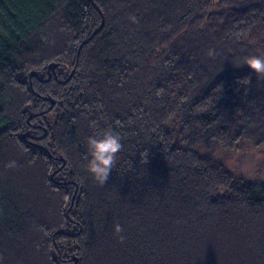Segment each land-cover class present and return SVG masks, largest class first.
Wrapping results in <instances>:
<instances>
[{
  "label": "trees",
  "instance_id": "16d2710c",
  "mask_svg": "<svg viewBox=\"0 0 264 264\" xmlns=\"http://www.w3.org/2000/svg\"><path fill=\"white\" fill-rule=\"evenodd\" d=\"M253 55L264 0H0V264H264V182L209 154L264 137Z\"/></svg>",
  "mask_w": 264,
  "mask_h": 264
},
{
  "label": "rangeland",
  "instance_id": "374dc122",
  "mask_svg": "<svg viewBox=\"0 0 264 264\" xmlns=\"http://www.w3.org/2000/svg\"><path fill=\"white\" fill-rule=\"evenodd\" d=\"M67 71H71V68H67ZM51 74H54L53 71ZM33 77L36 80L39 79L44 82L49 78L48 76L47 79H43V77H39L38 75ZM51 117L53 118V115ZM212 149H214V151H211L209 154L212 157L213 162L217 165H221L237 180H240L245 184L264 182V137L258 135L253 136L250 140L240 143L235 149H225L221 147H215ZM54 175L55 174L52 176ZM66 240L67 239L61 240L60 242L62 243L65 241L66 243ZM65 245L67 246V243ZM62 252L61 254L65 260L63 261V264L67 263V258L74 259L75 255L72 253V250L70 253H66L65 250ZM52 255L55 258V256L58 255V252L53 249Z\"/></svg>",
  "mask_w": 264,
  "mask_h": 264
},
{
  "label": "clouds",
  "instance_id": "9594fccd",
  "mask_svg": "<svg viewBox=\"0 0 264 264\" xmlns=\"http://www.w3.org/2000/svg\"><path fill=\"white\" fill-rule=\"evenodd\" d=\"M214 54V50L210 49L208 55L213 56ZM246 63L250 69L257 73L261 78H264V56H249L246 59ZM92 126H95V122H93ZM121 141L122 136L120 133L111 128L104 129L87 138V148L90 158L87 161L86 169L100 186L106 184L110 173L113 171L117 163V156L123 149ZM8 166L14 167L15 162H11ZM122 231L123 229L120 225L115 226V232L118 235ZM124 239V236L119 235L120 242H123Z\"/></svg>",
  "mask_w": 264,
  "mask_h": 264
},
{
  "label": "water",
  "instance_id": "95a60500",
  "mask_svg": "<svg viewBox=\"0 0 264 264\" xmlns=\"http://www.w3.org/2000/svg\"><path fill=\"white\" fill-rule=\"evenodd\" d=\"M100 13H101V11H100ZM101 15H102V17H103V14L101 13ZM103 25H104V18H103V21H102V25L100 26V28L97 30V31H99V30H101L102 29V27H103ZM96 33V32H95ZM94 35V34H93ZM88 41V40H87ZM87 41H85L84 43H83V45L84 44H86L87 43ZM82 47V46H81ZM81 47H80V49H79V51L81 50ZM57 68V64H55V63H52V64H50L49 66H48V71H49V73L51 74V71H55V69ZM74 71L75 70H73V72H72V74L70 75V77L68 78V80H70V78H71V76L74 74ZM37 75V73L36 72H31L30 73V79L33 77V76H36ZM50 80V75H49V78L47 79V81H49ZM63 83H66V82H63ZM48 100L51 102V108L56 104V102H55V100H53L52 98H48Z\"/></svg>",
  "mask_w": 264,
  "mask_h": 264
},
{
  "label": "bare ground",
  "instance_id": "6f19581e",
  "mask_svg": "<svg viewBox=\"0 0 264 264\" xmlns=\"http://www.w3.org/2000/svg\"><path fill=\"white\" fill-rule=\"evenodd\" d=\"M102 19H103V17H102ZM57 67H58V65H57ZM55 70H56V69H55ZM51 72H52V71H51ZM53 73L55 74V71H53ZM54 74H50L49 71H48V76L50 75V80L52 79L53 76H55ZM50 80H49V81H50ZM49 81L46 80V82H49ZM64 166H65V162H64L63 166L61 167V169H62ZM58 172H59V170L56 171V173H58ZM77 189H78V186H77ZM74 257H75V256H74ZM71 261H72V260H71ZM73 262H74L75 264H77V263H78V258L75 257V258L73 259L72 263H73Z\"/></svg>",
  "mask_w": 264,
  "mask_h": 264
}]
</instances>
